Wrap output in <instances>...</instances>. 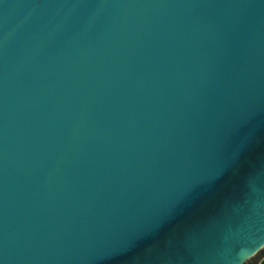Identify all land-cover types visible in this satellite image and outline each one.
I'll list each match as a JSON object with an SVG mask.
<instances>
[{
  "label": "water",
  "instance_id": "obj_1",
  "mask_svg": "<svg viewBox=\"0 0 264 264\" xmlns=\"http://www.w3.org/2000/svg\"><path fill=\"white\" fill-rule=\"evenodd\" d=\"M248 236L264 0H0V264H227Z\"/></svg>",
  "mask_w": 264,
  "mask_h": 264
},
{
  "label": "clouds",
  "instance_id": "obj_2",
  "mask_svg": "<svg viewBox=\"0 0 264 264\" xmlns=\"http://www.w3.org/2000/svg\"><path fill=\"white\" fill-rule=\"evenodd\" d=\"M261 246H264V238L262 237L248 236L240 238L230 250L227 264H250Z\"/></svg>",
  "mask_w": 264,
  "mask_h": 264
},
{
  "label": "trees",
  "instance_id": "obj_3",
  "mask_svg": "<svg viewBox=\"0 0 264 264\" xmlns=\"http://www.w3.org/2000/svg\"><path fill=\"white\" fill-rule=\"evenodd\" d=\"M264 256V248L262 250H260L255 257L253 258V260L250 262V264H258L259 261L261 260V258Z\"/></svg>",
  "mask_w": 264,
  "mask_h": 264
},
{
  "label": "snow or ice",
  "instance_id": "obj_4",
  "mask_svg": "<svg viewBox=\"0 0 264 264\" xmlns=\"http://www.w3.org/2000/svg\"><path fill=\"white\" fill-rule=\"evenodd\" d=\"M261 264H264V259L261 260Z\"/></svg>",
  "mask_w": 264,
  "mask_h": 264
}]
</instances>
